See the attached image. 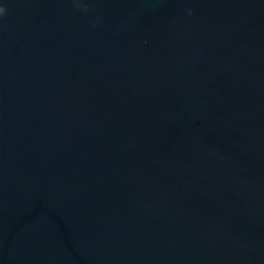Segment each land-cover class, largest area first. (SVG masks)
<instances>
[{
    "label": "water",
    "instance_id": "water-1",
    "mask_svg": "<svg viewBox=\"0 0 264 264\" xmlns=\"http://www.w3.org/2000/svg\"><path fill=\"white\" fill-rule=\"evenodd\" d=\"M0 264H264V0H0Z\"/></svg>",
    "mask_w": 264,
    "mask_h": 264
}]
</instances>
